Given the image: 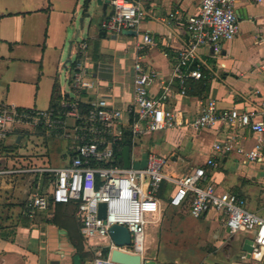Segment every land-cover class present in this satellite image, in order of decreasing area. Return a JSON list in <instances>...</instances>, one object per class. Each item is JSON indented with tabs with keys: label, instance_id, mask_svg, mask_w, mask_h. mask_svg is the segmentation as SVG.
Segmentation results:
<instances>
[{
	"label": "crops",
	"instance_id": "crops-1",
	"mask_svg": "<svg viewBox=\"0 0 264 264\" xmlns=\"http://www.w3.org/2000/svg\"><path fill=\"white\" fill-rule=\"evenodd\" d=\"M134 1L146 13L136 34L103 30L101 23L113 13V7L111 3L107 9L99 7L91 18L83 16L84 28L79 36L83 33L86 38L76 47L71 46L69 60L63 62L66 43L79 30L76 20L86 12L85 0H0V107L49 109L57 82L61 89L60 104L65 94L78 100L85 109L99 99L126 109L134 95V66L141 62L160 75L151 88L152 95L159 96L168 87L172 96L165 101L166 108L181 112L183 118L181 126L175 129L141 137L149 138L150 146H138L132 154L141 159L147 151H154L169 158L170 174L184 175L213 156V143L235 132L222 126L192 130L189 123L199 115L204 103L214 100L221 110L255 112L264 100V0H237L240 31L233 41L221 42L219 55L210 46L200 48L197 63L211 78L205 100L180 94L173 77L177 54L189 39L188 19L199 13L200 0ZM97 16L101 18L99 25L94 23ZM145 34L152 36L154 42L140 46ZM83 43L87 44L85 53L80 50ZM79 59H86L88 65L82 92L70 78ZM62 66L68 71L67 89L61 86ZM133 119V115L127 114L124 122L129 125ZM236 132L246 138L242 141L244 150L215 155L218 167L208 169L209 182L222 194L244 198L247 208L264 218V162L246 161L247 152L255 149L257 140L252 139L247 129ZM27 135L30 133L18 130L0 148V171L4 166L8 170L34 164L30 156L21 153ZM66 148L70 152L67 143ZM46 185V179L40 176L20 178L16 174H0V264H76V250L68 231L49 222L56 205L38 212L34 218L24 213L31 195L43 193ZM166 188L170 190L172 186ZM173 209L195 221L194 239L205 243L211 237L214 239L215 250L206 254L205 262L216 260L222 250L225 257L219 264H264L263 247L254 242L252 254L244 251L246 240L254 241L253 235L231 233L218 212L196 219L190 210L179 213V208ZM161 222L162 218L150 229L159 227Z\"/></svg>",
	"mask_w": 264,
	"mask_h": 264
},
{
	"label": "built area",
	"instance_id": "built-area-1",
	"mask_svg": "<svg viewBox=\"0 0 264 264\" xmlns=\"http://www.w3.org/2000/svg\"><path fill=\"white\" fill-rule=\"evenodd\" d=\"M236 3L237 0H200L199 13L188 19L189 39L178 52L173 67L180 94L187 95L188 79L202 77L197 63L200 48L210 46L219 55L221 42L237 37L240 24ZM111 5L113 13L102 21L103 30L121 34L140 27L146 15L140 4L134 0H111ZM153 42L152 36L145 34L140 46ZM86 49L87 44H81L82 53ZM87 67L86 59H79L70 74L75 88L81 92L86 87ZM134 71L133 100L126 109L114 106L107 99H99L85 109L78 100L65 94L57 108L0 107V148L22 130L64 140L70 151L68 162L62 167L28 165L0 171L7 175L37 173L53 185L51 194L31 195L25 204V215L34 218L38 212L57 203H76V218L86 250L94 256L93 264H120L112 260L115 251L141 256L142 264H146L150 227L161 221L167 207L181 208L188 202L192 217L200 219L212 211L218 212L231 233H251L255 244L264 248V218L251 212L244 198L220 193L208 177V169L218 167L215 155L244 150L242 141L246 138L237 130L247 129L252 139L257 140L255 149L247 152L246 161L264 162V100L255 112H241L236 108L221 110L214 100L204 103L199 115L189 123L192 130L199 132L222 126L235 132L212 144L213 156L203 165L184 175H174L167 171L168 157L151 150L141 159L132 154L140 146L141 137L175 129L181 126L183 118L181 112L166 108L165 101L172 96L168 87L161 95H152L151 88L160 77L155 70L137 62ZM127 114L134 116L129 125L124 122ZM128 131L132 143L130 168L124 166L123 155L121 162L117 156ZM135 163L141 167L136 168ZM167 185L172 188L167 190ZM101 204L106 205L104 216H101ZM115 225L129 231L130 244H119L113 239L111 229Z\"/></svg>",
	"mask_w": 264,
	"mask_h": 264
},
{
	"label": "rangeland",
	"instance_id": "rangeland-1",
	"mask_svg": "<svg viewBox=\"0 0 264 264\" xmlns=\"http://www.w3.org/2000/svg\"><path fill=\"white\" fill-rule=\"evenodd\" d=\"M87 12H82L81 16L76 20V24L80 29V21ZM101 18L97 16L94 19L95 24H100ZM86 38V34H81L78 38L71 36L67 41L63 62L69 60L71 46L76 47L82 40ZM73 43L71 44V42ZM72 61H75V56H72ZM71 67V63L68 64ZM68 71L62 66L60 70L61 86L68 88ZM42 108L43 106H38ZM161 142V141H159ZM141 147H149V138H142L139 144ZM21 153L30 156L33 159V167H62L68 162V153L66 142L57 138H46L41 135L30 134L27 135L22 144ZM3 159V158H2ZM28 166V165H26ZM5 167V166H4ZM2 167L1 170L5 168ZM22 167V166H21ZM16 167V168H21ZM136 168L141 165L135 163ZM15 168V167H14ZM40 175V174H39ZM37 173H23L16 176L22 177H37ZM41 177V175H40ZM53 180V179H52ZM170 186V185H169ZM54 190L52 184H48L42 188L43 193L51 194ZM176 210L167 207L163 213L162 222L159 227H152L148 231V238L146 246L147 259L146 264H219L225 257L222 250L217 253L216 260L205 262L206 254L215 250L214 239L205 241L196 240L192 234V227L195 221L191 218L186 219L175 212ZM222 219L224 218L221 216ZM197 228V227H196ZM195 229V228H194ZM149 235H151L149 237ZM201 251V254H199ZM213 257V256H212ZM220 259V260H219ZM93 261V260H92ZM90 261H83L81 258L76 257V264H93Z\"/></svg>",
	"mask_w": 264,
	"mask_h": 264
},
{
	"label": "trees",
	"instance_id": "trees-1",
	"mask_svg": "<svg viewBox=\"0 0 264 264\" xmlns=\"http://www.w3.org/2000/svg\"><path fill=\"white\" fill-rule=\"evenodd\" d=\"M86 8V5H85ZM202 77L200 79L190 78L187 80V94L198 97L205 100L210 90V75L209 73L201 68ZM61 89L59 84L56 82L52 93L51 108H57L60 105L61 100ZM126 146L132 147L131 136L129 131L125 139L120 143L117 149V156L121 162L122 150ZM16 146H12L15 148ZM8 148H5L7 150ZM77 204H56V212L49 222L68 231L72 245L76 250V257L81 258L83 261H92L93 254L86 250V243L80 232V223L76 218ZM190 210V202L186 203L181 208L177 209L179 213H188Z\"/></svg>",
	"mask_w": 264,
	"mask_h": 264
},
{
	"label": "water",
	"instance_id": "water-1",
	"mask_svg": "<svg viewBox=\"0 0 264 264\" xmlns=\"http://www.w3.org/2000/svg\"><path fill=\"white\" fill-rule=\"evenodd\" d=\"M110 3L111 0H85L84 5H86L85 11L87 12L86 18H91L93 15L97 14L96 10L99 7L107 9ZM80 24V29L78 30L76 38L79 36L80 30L84 28V18L81 19ZM125 32L127 34H136L135 30H126ZM20 139L21 137H19L18 141ZM122 155L124 159V166L126 168H130V147H125L123 149ZM100 207L101 216H104L106 205L101 204ZM111 234L113 236V239L119 244H130L131 242L130 233L125 227L115 225L111 229ZM254 247V241L248 239L245 242L244 251L249 253L250 255L254 251ZM112 260L120 264H142L141 256H134L119 251H115L113 253Z\"/></svg>",
	"mask_w": 264,
	"mask_h": 264
}]
</instances>
